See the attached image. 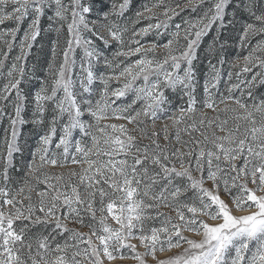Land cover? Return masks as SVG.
I'll return each mask as SVG.
<instances>
[{"label":"snow or ice","instance_id":"6c2138e0","mask_svg":"<svg viewBox=\"0 0 264 264\" xmlns=\"http://www.w3.org/2000/svg\"><path fill=\"white\" fill-rule=\"evenodd\" d=\"M0 130V264H264V0H0Z\"/></svg>","mask_w":264,"mask_h":264},{"label":"rangeland","instance_id":"374dc122","mask_svg":"<svg viewBox=\"0 0 264 264\" xmlns=\"http://www.w3.org/2000/svg\"><path fill=\"white\" fill-rule=\"evenodd\" d=\"M36 53H35V50H34V55H35ZM42 58V57H41ZM1 131V130H0ZM83 231H87V229L86 228H84V229H82ZM142 250V249H141ZM162 257L164 256V255H166V254H160ZM116 264H121V262H116ZM122 264H134V262L133 261H131V260H126V261H124V262H122Z\"/></svg>","mask_w":264,"mask_h":264},{"label":"trees","instance_id":"16d2710c","mask_svg":"<svg viewBox=\"0 0 264 264\" xmlns=\"http://www.w3.org/2000/svg\"><path fill=\"white\" fill-rule=\"evenodd\" d=\"M146 0H137V5L139 6L140 3H144ZM2 130L0 131V135H2Z\"/></svg>","mask_w":264,"mask_h":264}]
</instances>
